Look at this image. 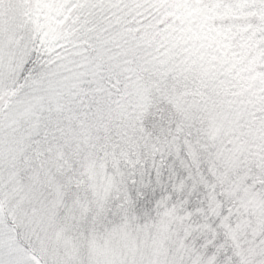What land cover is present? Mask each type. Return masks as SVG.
Listing matches in <instances>:
<instances>
[{
	"label": "snow or ice",
	"instance_id": "obj_1",
	"mask_svg": "<svg viewBox=\"0 0 264 264\" xmlns=\"http://www.w3.org/2000/svg\"><path fill=\"white\" fill-rule=\"evenodd\" d=\"M0 264H264V0H0Z\"/></svg>",
	"mask_w": 264,
	"mask_h": 264
}]
</instances>
